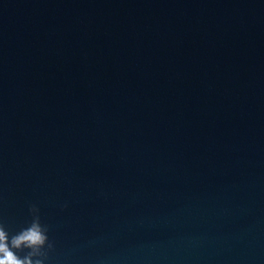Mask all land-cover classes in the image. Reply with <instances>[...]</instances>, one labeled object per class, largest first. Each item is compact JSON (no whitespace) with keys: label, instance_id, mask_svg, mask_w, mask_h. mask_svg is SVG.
Listing matches in <instances>:
<instances>
[{"label":"water","instance_id":"95a60500","mask_svg":"<svg viewBox=\"0 0 264 264\" xmlns=\"http://www.w3.org/2000/svg\"><path fill=\"white\" fill-rule=\"evenodd\" d=\"M33 205L45 264H264V0H0L10 235Z\"/></svg>","mask_w":264,"mask_h":264},{"label":"clouds","instance_id":"9594fccd","mask_svg":"<svg viewBox=\"0 0 264 264\" xmlns=\"http://www.w3.org/2000/svg\"><path fill=\"white\" fill-rule=\"evenodd\" d=\"M32 221L15 234L5 230L0 223V264H45L48 251L54 245L49 241L48 228L41 223L40 210L31 206ZM20 256L18 253L25 252Z\"/></svg>","mask_w":264,"mask_h":264}]
</instances>
